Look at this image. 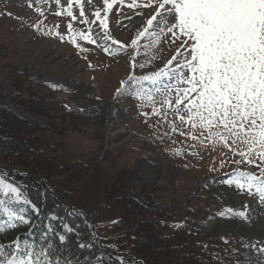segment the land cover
Instances as JSON below:
<instances>
[{
    "label": "rangeland",
    "instance_id": "obj_1",
    "mask_svg": "<svg viewBox=\"0 0 264 264\" xmlns=\"http://www.w3.org/2000/svg\"><path fill=\"white\" fill-rule=\"evenodd\" d=\"M109 2L113 6L105 16L103 0H91V3L71 0V10L78 18L73 21L67 15L69 0H60L59 4L56 0H0V105L9 107L30 122H43L20 103L14 87L7 80L24 73L26 78H39L70 95V100H75L78 106L98 108L96 112H101L91 120L66 116L68 118L63 119L68 121L61 125L68 129L64 139L68 160L92 163L79 184L78 199L73 204L92 221L98 242L101 239L116 251L124 252L121 238L112 231L121 211L105 202L104 193L109 180L126 169L136 171L133 186L138 190L155 187L162 201L175 202V221L193 215L197 228L206 236L237 237L242 244L239 256L242 262L264 264V256L259 252L264 248V200L254 189L249 192L226 183L240 170L259 176V168L234 155L232 149L218 138L208 139L207 130H203V136L200 130L193 131L190 124L181 122L163 104L164 97L156 89L163 90L173 82L170 76L143 79L164 68L187 38H180L178 32L172 37L151 27L134 47L131 41L149 27L147 19L155 14L157 5L145 7L149 0ZM81 5L84 17H79ZM97 8L108 24L107 32L112 39L103 36L105 29L100 27L98 20L88 25L79 22L95 20ZM57 12L60 15H56ZM69 24L73 25L71 33L68 32ZM89 28L97 43L89 44L77 38V43L86 49L80 51L69 42L68 35L87 33ZM57 31L64 35V40L56 35ZM113 40L119 43H113ZM186 49L187 45L179 47V53L185 54ZM175 65L173 60L169 70ZM130 75L139 81L133 83V89L140 92L143 99L118 94L121 82L127 81ZM40 89L38 86L32 88L35 96H43ZM148 94H152V101L147 99ZM174 96L175 93L173 102ZM153 107L166 115L151 114ZM143 113L149 115L145 117ZM173 125L176 131L172 130ZM189 132L197 139L193 140ZM103 155L106 156L104 159H97ZM95 159L98 161L93 162ZM237 160L241 162L235 163ZM7 179L19 186L14 180ZM6 199L0 195V200ZM257 204L262 205V209L259 210ZM6 206L15 211L23 209L29 221L0 235V243L11 245L19 232L33 224L26 210L32 204L7 199ZM3 207L5 205H0V223L4 218ZM241 212L243 216L238 214Z\"/></svg>",
    "mask_w": 264,
    "mask_h": 264
},
{
    "label": "trees",
    "instance_id": "obj_2",
    "mask_svg": "<svg viewBox=\"0 0 264 264\" xmlns=\"http://www.w3.org/2000/svg\"><path fill=\"white\" fill-rule=\"evenodd\" d=\"M25 75L7 76V80L20 103L43 122H30L0 105V169L6 170L7 177L17 182L35 205V209L26 207L33 220L30 231L19 232L15 239L19 236L21 242L37 245L50 243L52 258L61 264H245L239 257L243 249L237 237L206 236L197 228L193 215L175 221V202L162 201L155 187L138 190L133 186L136 171L126 169L109 180L104 193L105 202L121 211L112 231L121 238L124 252L116 251L110 243L98 242L83 211L76 209L69 214L75 209L72 206L78 199L79 184L92 163L68 160L64 151L68 129L61 125L68 121L63 117L91 120L101 112L80 107L60 89ZM36 86L43 96L34 95L32 88ZM65 225L72 231H66ZM45 233L47 241L41 240ZM56 233L64 234L65 240H59Z\"/></svg>",
    "mask_w": 264,
    "mask_h": 264
},
{
    "label": "snow or ice",
    "instance_id": "obj_3",
    "mask_svg": "<svg viewBox=\"0 0 264 264\" xmlns=\"http://www.w3.org/2000/svg\"><path fill=\"white\" fill-rule=\"evenodd\" d=\"M79 2L80 0H77V3ZM56 3L59 4L60 0H56ZM88 3H91V0H88ZM103 4L106 16L113 5L109 0H103ZM153 4L157 7L155 14L147 19L149 27L139 32L137 39H133L131 44L135 47L151 27H156L172 37H176L177 32L180 38L186 37L179 47L187 45V49L186 53L181 55L178 47L177 54L164 68L143 79L156 80L161 76H170L173 82L167 84L163 90L156 89L164 97L163 104L167 105L181 122L190 124L193 131L200 130V135L203 136V130H207L208 139L218 138L226 147L232 149L234 155H239L248 164L256 165L260 170L259 176L238 172L226 183L234 184L240 190L247 189L249 192L254 189L264 200V0H149L144 6L151 7ZM55 14L60 15L59 12ZM67 15L73 21L78 19L71 10V0ZM84 16L81 5L79 17ZM94 16L95 20L82 19L79 22L88 25L98 20L100 27L105 29L103 36L112 39L107 32L108 24L105 18L101 17L99 8L95 10ZM72 27V24L68 25L69 33ZM56 35L61 40L65 38L58 31ZM77 38L89 44L97 43L91 28L87 33L81 31L75 36L68 35L70 43L80 51H86L77 43ZM113 43L119 42L113 40ZM173 60L176 65L169 70ZM121 83L122 88L117 90L118 94L144 98L140 92L133 89V83H139L135 76L130 75L127 81ZM147 99L152 101V94H148ZM151 114L166 115L155 107ZM143 115L147 117L149 113ZM172 130H177L175 125ZM189 135L193 140L197 139L192 132H189ZM223 164L221 161V166ZM0 195L14 203L21 200L25 204L30 203L20 186L8 181L6 170L2 169ZM7 199L0 200V205H5L2 209L4 218L3 223H0V235L29 222L23 214V209L15 211L6 206ZM32 207L35 209V205ZM76 211L72 209L69 214ZM238 214L244 215L243 212ZM65 229L72 231L67 225ZM48 231L54 233V229L49 228ZM55 235L59 240H65L64 234ZM41 240L47 241L48 234L42 235ZM51 247L50 243L37 245L27 240L21 242L18 236L11 245L0 243V264H61L59 259L52 258ZM259 252L264 256V248L259 249ZM64 264H67V261Z\"/></svg>",
    "mask_w": 264,
    "mask_h": 264
},
{
    "label": "bare ground",
    "instance_id": "obj_4",
    "mask_svg": "<svg viewBox=\"0 0 264 264\" xmlns=\"http://www.w3.org/2000/svg\"><path fill=\"white\" fill-rule=\"evenodd\" d=\"M261 206H262V205H260V204H257V206H256V207H257V208L259 207L258 209L260 210V209H262V207H261Z\"/></svg>",
    "mask_w": 264,
    "mask_h": 264
}]
</instances>
